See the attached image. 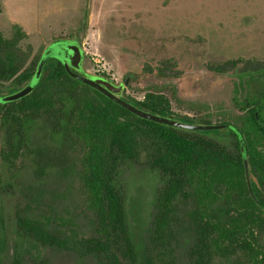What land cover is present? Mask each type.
Masks as SVG:
<instances>
[{
	"label": "trees",
	"instance_id": "obj_1",
	"mask_svg": "<svg viewBox=\"0 0 264 264\" xmlns=\"http://www.w3.org/2000/svg\"><path fill=\"white\" fill-rule=\"evenodd\" d=\"M24 39L19 27L0 31V91L6 94L25 85L36 68L33 62L21 72ZM236 93L238 112L223 114L216 124L227 127L212 130L226 133L200 135L138 118L48 60L31 94L0 104V264L40 259L27 244L96 264H264V71L240 76ZM89 98L115 122L100 153L88 147L90 129L102 121L86 113ZM123 98L152 114L173 116L167 103L136 101L125 91ZM129 118L132 126L116 124ZM143 125L158 131L156 154L147 162L152 222L141 239L144 208L135 211V229L124 193L127 172L139 160ZM236 132L245 144L254 197ZM207 169L218 178L201 199L197 177ZM87 213L95 218L90 236L80 231Z\"/></svg>",
	"mask_w": 264,
	"mask_h": 264
},
{
	"label": "rangeland",
	"instance_id": "obj_2",
	"mask_svg": "<svg viewBox=\"0 0 264 264\" xmlns=\"http://www.w3.org/2000/svg\"><path fill=\"white\" fill-rule=\"evenodd\" d=\"M15 27L25 34L26 63L21 72L37 62L44 43L67 39L84 27L79 39L71 38L80 40L85 72L103 73L116 84L127 78L126 96L167 103L171 118L187 124H216L222 122L223 114L237 113L239 77L264 71V0H0V31L7 34ZM4 95L6 91H0ZM88 100L86 113L102 120L90 129L88 147L100 153L115 122L106 118V111L94 100ZM134 122L129 118L116 124L132 126ZM157 131L144 125L138 129L139 160L127 172L124 208L135 229V211L144 208L139 219L145 223L141 239L148 236L152 222L153 182L147 162L157 151ZM225 133L203 131L200 135ZM217 178L209 169L197 177L203 189L201 199L206 197L209 181L214 184ZM94 220L93 213L80 218L82 234L91 235ZM27 245L40 259L26 256L23 264H96L72 252Z\"/></svg>",
	"mask_w": 264,
	"mask_h": 264
},
{
	"label": "water",
	"instance_id": "obj_3",
	"mask_svg": "<svg viewBox=\"0 0 264 264\" xmlns=\"http://www.w3.org/2000/svg\"><path fill=\"white\" fill-rule=\"evenodd\" d=\"M65 49L71 50V54L65 52ZM50 59L57 60L65 69L67 75L72 79H75L85 86L99 92L111 102L124 108L132 115L151 121L156 124L165 125L167 127H173L185 131H212L222 130L227 125L217 124H187L169 117H163L157 114H152L145 110H142L133 104H130L123 100V92L128 86V79H123L120 83L116 84L111 80L100 76L98 74H89L83 70L84 53L76 37L69 39H57L49 43L42 51L35 71L30 80L23 85L21 88L16 89L8 95L0 97V104H7L21 100L31 94L34 88L39 83L44 66ZM264 104V102L262 103ZM232 131H236L234 127L229 126ZM243 160V166L245 171L246 183L251 196L254 197L250 187V176H249V164L245 150V144L239 132H236Z\"/></svg>",
	"mask_w": 264,
	"mask_h": 264
},
{
	"label": "flooded vegetation",
	"instance_id": "obj_4",
	"mask_svg": "<svg viewBox=\"0 0 264 264\" xmlns=\"http://www.w3.org/2000/svg\"><path fill=\"white\" fill-rule=\"evenodd\" d=\"M90 13H89V19H90ZM83 28L84 27H82L80 30H83ZM82 32V31H81ZM81 32L78 30L77 31V33L76 34H73V35H77V38L79 39V36L78 35H80L81 34ZM73 35H70L69 36V38H71ZM69 38H67V39H69ZM58 39H60V38H58ZM55 40H57V39H55ZM54 40H52L51 42H53ZM51 42H49V43H51ZM49 43H44L45 44V46H44V48L49 44ZM79 43H80V40H79ZM80 46H81V43H80ZM65 52L66 53H68V54H71L72 52H71V50H69V49H65ZM40 58V57H39ZM39 58H38V60H37V62H36V65H35V67L37 66V63H38V61H39ZM84 59H85V54H84ZM44 67H46V65L44 66ZM82 67L84 68V60H83V65H82ZM8 95V94H7ZM5 96V95H4Z\"/></svg>",
	"mask_w": 264,
	"mask_h": 264
}]
</instances>
